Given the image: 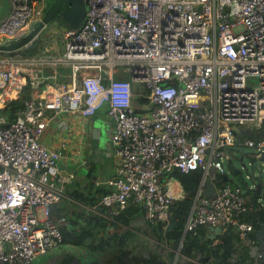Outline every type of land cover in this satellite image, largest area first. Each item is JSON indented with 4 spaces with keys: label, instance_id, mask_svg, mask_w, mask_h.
<instances>
[{
    "label": "built area",
    "instance_id": "1",
    "mask_svg": "<svg viewBox=\"0 0 264 264\" xmlns=\"http://www.w3.org/2000/svg\"><path fill=\"white\" fill-rule=\"evenodd\" d=\"M38 1L7 0L0 36L25 34ZM84 3L79 27L64 29L60 53L0 51V264H30L64 243L66 218L53 216L50 206L75 178L63 164L85 162V125L102 109L112 123L115 173L93 208L98 216L135 204L149 224L161 226L155 242L168 248L173 203L185 192L167 176L200 170L184 232L233 224L254 242V226L242 218L249 209L243 188L222 183L204 195L203 186L226 174L232 148H251L254 157L264 151V0ZM57 66L64 81L46 73ZM28 84L31 96L10 117L5 108ZM49 130L61 145L42 141ZM262 244L260 260L264 236Z\"/></svg>",
    "mask_w": 264,
    "mask_h": 264
},
{
    "label": "crops",
    "instance_id": "2",
    "mask_svg": "<svg viewBox=\"0 0 264 264\" xmlns=\"http://www.w3.org/2000/svg\"><path fill=\"white\" fill-rule=\"evenodd\" d=\"M97 115L99 118H105L107 122L110 124L108 136L111 137L112 123L107 118L105 110L102 109L98 111ZM93 121H94V116L90 117L87 120L86 125H85L86 134L83 138V145H84L83 155L85 158V162L83 164H89L87 155L88 154L92 155L96 152V150L91 149V146H90L91 145L90 138L94 137L96 133L95 127H93ZM57 137L58 136L55 135V131L49 130L43 134L42 141L47 146H50V147L61 145V142L59 139H57ZM61 150H64V146L61 148ZM97 150H99V148ZM63 152L65 151H62V153ZM103 154H108V155L110 154L109 156L111 157L112 162H113L111 149H110V138L108 141V146L104 147V149L100 153L102 157H103ZM101 162L102 161L98 163L100 164ZM83 164L78 165V166H82ZM99 171L102 174V171L100 169ZM113 176H114V168H112V170H110L109 173L97 175L95 173H91L90 170H87L84 167L83 177L79 180V178L75 174L74 180L69 185L74 184L76 187L72 186V190L79 189L80 191L84 193L90 192L94 188L96 190V196L100 195L101 197L102 192L104 191L107 192L110 189L109 185L107 184V180L112 178ZM168 179L170 180L171 185H173L174 187L178 189L183 190L178 180H172L171 178H168ZM250 188L254 189L255 187H250ZM205 190H206V185L204 184L203 186L204 195H211L214 193L213 189L211 190L210 194H206ZM260 191H261V186H260ZM65 194H66V197L64 198L70 199L72 205L75 207L76 203L72 201H75L78 199H76L71 193L65 192ZM185 195L186 193H184V196ZM184 196H182L181 198L180 197L177 198L173 203V208H172L173 213H174L173 219L176 220V223L172 225L171 229L168 230L167 228V232L165 236L166 240L167 241L169 240L168 244L170 247L168 249H170L172 252H175L176 251L175 249L177 248V247L176 248L174 247V243L177 242V246H178V242L180 243V240H183L181 247H180V253H179L180 254L179 259L182 261V264H199V263H204V264H214V263L264 264V260H260L258 258V252L261 250L259 246L262 242V240H260L262 236L260 235L259 231L264 227V215H263L262 210L254 211V208H255L254 203L249 204V202H247L246 200V203L249 208L247 211L248 212L247 215L253 218L255 217L256 218L255 221L259 225L258 227H255L254 223H252L254 225V231L251 233V238H252V234L254 233L253 237L256 238V241L250 242V241H247L239 237L236 227L233 224L227 225L224 228L217 227V226L200 225L197 228L196 233H192V232L185 233L184 225H185L186 215L185 217H183L182 210L177 203L178 200L183 199ZM100 197L98 198L97 203ZM260 200H261V195L259 194V197L257 198L256 201L257 202L259 201L258 202L259 205L264 209V206L260 202ZM245 214H243V216ZM118 215L122 217L120 218L118 217ZM99 216L102 218V220L106 224V227H105L106 230L103 232V234L105 233L104 235L111 234L112 231H117V232L120 231V235L124 234V235L131 237L130 238L131 243H133V240H142L145 244H147L149 241L151 242L152 240L162 239V236L160 238L157 235L154 236L156 237V239H154L153 235H155L156 230H158L159 232L160 230L157 228V225H152L147 222L142 211H140L139 207L135 204H130L126 208V210H124L123 212L117 215H114L111 218L106 217V216L103 217V215H99ZM182 221H183L182 233L180 237L174 238L173 234L169 231L175 227L180 226ZM251 240H253V238ZM227 248H229L232 253L231 255L227 256V258H225V262H223L224 259H222V254L224 250L227 251ZM175 255H177L176 252H175ZM205 257H209V259L204 260Z\"/></svg>",
    "mask_w": 264,
    "mask_h": 264
},
{
    "label": "rangeland",
    "instance_id": "3",
    "mask_svg": "<svg viewBox=\"0 0 264 264\" xmlns=\"http://www.w3.org/2000/svg\"><path fill=\"white\" fill-rule=\"evenodd\" d=\"M49 3L52 0H48ZM8 10L7 0H0V17L5 15ZM46 10L45 2L43 0H39L37 4L33 7L32 15L30 19L32 21H37L41 19L44 15ZM239 29V28H238ZM63 32L64 27L61 26L57 19L50 20L46 23V25L40 30L36 39H38V45L42 51L49 50L53 53H60L63 47ZM5 37L0 36V41H4ZM40 51V52H42ZM39 53V52H38ZM117 70L123 71V66L118 65L116 67ZM46 73H56L60 81H64V67L57 66L56 70L54 68H47ZM67 80L71 79L72 71L68 67L66 68ZM126 76V75H123ZM49 82V81H48ZM137 90L143 92L145 94L146 88L142 84L136 85ZM110 124L107 122L105 118H99L97 114L94 115L93 127L95 130H99L101 134V140L99 143V150H96L94 154H88V162L89 164H83L82 166H72L69 163H64L63 165L70 169L74 170L76 176L79 180L83 177V169L84 167L87 170H90L91 173H95L97 175H102L105 173H109L113 166V162L111 157L108 154H103V157L100 155L104 147L108 146V131H109ZM252 149L240 146L232 148L229 152L230 160H224V166L226 169V173L228 174V185H239L243 188V196L246 198L249 204L254 203V189L250 188L253 184L260 183L261 184V200L260 202L264 206V170H257L255 173V177L253 176V169L251 165L248 164V156L247 154L251 152ZM109 153V152H108ZM241 155L243 156L241 160ZM102 161L100 164L98 162ZM242 161L245 163V166H242ZM99 169L102 171H99ZM235 169H240V172L234 174ZM210 171H214L213 168ZM115 173V168H114ZM89 175V174H88ZM86 175V176H88ZM251 176V177H250ZM215 185H219V178L212 181ZM76 187L74 184L66 185L64 187V191L67 193H71V189ZM81 189V188H80ZM87 196L83 198H79L78 200L72 201L76 203L75 207L72 205L70 199L62 198L59 201L51 204L50 209L53 211L54 214H63L66 217V222L69 220V225L71 229H87L92 228V222L94 218L98 217V215L94 212L93 208L97 205V200L100 197L96 196V190L93 188L90 192H86ZM259 202V201H258ZM257 201L256 203L259 204ZM185 216V214H184ZM76 225L74 226V222ZM64 226H68V223H65ZM79 227V228H76ZM93 231V229H91ZM120 233V231H118ZM254 234V233H253ZM253 241H256V238L253 237ZM160 238L162 236L161 232L158 235ZM130 238L128 236L129 242H127L126 246L130 243ZM116 239V238H115ZM122 240V239H119ZM138 240H133V243L137 242ZM142 241V240H141ZM262 243V242H261ZM261 246V244H260ZM259 246V247H260ZM261 248V247H260ZM84 250L85 252L91 253V251L83 246H77L70 243H62L57 248L47 252L46 254L36 256L30 264H57V261L63 259L65 256L69 255H77L78 259L82 260L85 258L84 255H79V253ZM90 256V254H88Z\"/></svg>",
    "mask_w": 264,
    "mask_h": 264
},
{
    "label": "trees",
    "instance_id": "4",
    "mask_svg": "<svg viewBox=\"0 0 264 264\" xmlns=\"http://www.w3.org/2000/svg\"><path fill=\"white\" fill-rule=\"evenodd\" d=\"M47 4L48 5L50 4L48 0H47ZM21 51L24 54H28V55L38 53L39 51H41L38 45V39H35L32 45L28 49L21 50ZM30 89H31L30 85L29 84L26 85L23 88L21 95L17 99L12 100L7 105V107L5 108V112H7L10 117H14L17 110H20L21 108H23L25 100L31 96ZM201 176H202V173L200 170H193L188 173H182L179 170H174L171 174L168 175V178H171L172 180H178L184 192L186 193L184 198L181 200H178L177 202L179 207L182 210L183 217H185L184 214L186 215L190 209L192 197L194 194L192 190L194 187L198 186ZM223 177L224 175H222L219 178L220 184L227 182V180L229 179L227 178L226 180H224ZM105 192L106 191L102 192V194ZM253 192H254V205H255L254 211L262 210L263 215H264V209L259 204L256 203V200L259 197V192L257 191L256 188H254ZM71 194L76 199L87 196V193H84L80 191L79 189H75V190L71 189ZM51 214L55 217H65L63 214H54L52 210H51ZM247 214L248 212L243 216V219L251 221L252 223H254L255 227H258L259 225L255 221L256 218L255 217L253 218ZM118 217L121 218L122 216L118 215ZM73 222H74L73 225L75 226L76 223L75 221ZM67 223H68V226L61 227L62 235H63V242L88 248L91 251V253H89L90 256H88V258H92V257L95 259L105 258L107 256H111L113 253L117 251L119 252V254L127 253V251L124 248L126 247V244L129 241L128 236L124 234L120 235V233L117 231H112L111 234L104 235L105 233L103 234V232L106 230L105 229L106 224L100 216L94 218L92 222V226H93L92 228L81 229L79 227H76L79 229H71V226L69 225V220H67ZM182 224H183V221L181 222L180 226L175 227L169 231L173 234L174 238L180 237L182 233ZM157 228L161 230V226L158 225ZM91 229H93V231ZM119 239H122V240H119ZM231 253L232 252L229 248H227V251L224 250L222 254V259H224L223 262H225V258L231 255ZM73 258H76L77 264H80L77 260L76 255H69V254H68V257L65 259V261L63 260L62 264H73ZM86 262H84V264H88Z\"/></svg>",
    "mask_w": 264,
    "mask_h": 264
},
{
    "label": "water",
    "instance_id": "5",
    "mask_svg": "<svg viewBox=\"0 0 264 264\" xmlns=\"http://www.w3.org/2000/svg\"><path fill=\"white\" fill-rule=\"evenodd\" d=\"M85 14V3L84 0H52V2L46 7V10L44 12V15L41 19L37 21H32L29 30L17 37V38H11V39H5L4 41H0V51L2 52H10L14 50H26L28 49L34 40L37 38L38 33L40 30L46 25V23L53 19L62 18L63 20V26L70 28V29H76L79 27L83 16ZM95 136L90 138V146L91 149L97 150L99 148V143L101 140V134L99 130L95 131ZM110 138V136H108ZM248 156V164L251 165L253 169V176L255 177V173L257 170H264V151L259 157L254 156ZM243 156L241 155V160ZM242 166H245V163L242 161ZM240 172V169H235L234 174H237ZM251 177V176H250ZM228 178V174L226 173L224 175V179L226 180ZM206 185V194H210L211 190L215 189L214 184L212 181H210L208 178L205 180ZM254 187L257 189V191H260V183L253 184ZM196 188H193V191H195ZM176 223L175 219H171L169 222L167 228L168 230L171 229L172 225ZM260 235L264 236V227L259 231ZM154 237V235H153ZM262 237L260 240H262ZM156 239V237H154ZM174 247H177V242L174 243ZM262 249L263 244L261 243L260 246ZM174 248V249H175ZM176 257V255H175ZM174 257V258H175ZM209 257H205L204 260H208ZM73 264H77L76 258H73ZM88 264H99L97 260H92ZM176 264H182V261L179 259ZM219 264V263H214Z\"/></svg>",
    "mask_w": 264,
    "mask_h": 264
},
{
    "label": "flooded vegetation",
    "instance_id": "6",
    "mask_svg": "<svg viewBox=\"0 0 264 264\" xmlns=\"http://www.w3.org/2000/svg\"><path fill=\"white\" fill-rule=\"evenodd\" d=\"M47 0H45V7H47ZM58 23L63 26V20L62 18L57 19ZM32 22V20H31ZM64 27V26H63ZM159 231L156 230V233L154 236L159 235ZM169 242V240H168ZM168 244V248H169ZM168 248H163L161 245L155 240L149 241L147 244H145L143 241L138 240L137 243L128 244L124 249L127 251V253H120L117 251L113 253L111 256H107L105 258H88L87 252L82 250L79 255H84L85 258L82 260H77L80 264H84V261H87L86 263L91 262L92 260H97L99 264H173V257L175 256V252H172ZM179 255H177L176 262L177 263L179 259ZM68 257L65 256L63 259L57 261V264H62L63 260ZM86 259V260H85Z\"/></svg>",
    "mask_w": 264,
    "mask_h": 264
},
{
    "label": "clouds",
    "instance_id": "7",
    "mask_svg": "<svg viewBox=\"0 0 264 264\" xmlns=\"http://www.w3.org/2000/svg\"><path fill=\"white\" fill-rule=\"evenodd\" d=\"M32 23V22H31ZM66 27H64V29H65Z\"/></svg>",
    "mask_w": 264,
    "mask_h": 264
}]
</instances>
